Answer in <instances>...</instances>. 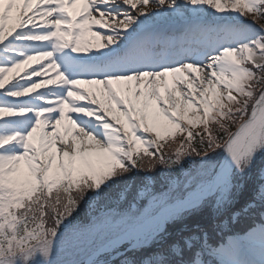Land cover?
<instances>
[{
    "label": "snow or ice",
    "instance_id": "1",
    "mask_svg": "<svg viewBox=\"0 0 264 264\" xmlns=\"http://www.w3.org/2000/svg\"><path fill=\"white\" fill-rule=\"evenodd\" d=\"M262 20L0 0V264H264Z\"/></svg>",
    "mask_w": 264,
    "mask_h": 264
},
{
    "label": "rangeland",
    "instance_id": "2",
    "mask_svg": "<svg viewBox=\"0 0 264 264\" xmlns=\"http://www.w3.org/2000/svg\"><path fill=\"white\" fill-rule=\"evenodd\" d=\"M32 67H37V68H38V65L36 66V64L33 63V64H32ZM30 70H31V69H29V71H30ZM23 72H24L23 70H20V74H21V75L23 74ZM49 75L54 77L55 73L50 72ZM33 79H38V78L33 77ZM49 87H53V85H49ZM82 87H83V88H86V89H94V88H95V86L87 85V84L83 85ZM85 103H86V101H85ZM236 127H238V125H237ZM177 144H178V143H176V142H169V144L167 145V148L169 149L170 146H174V145L177 146ZM165 147H166V146H165ZM163 151H167V150H165V148H164Z\"/></svg>",
    "mask_w": 264,
    "mask_h": 264
},
{
    "label": "bare ground",
    "instance_id": "3",
    "mask_svg": "<svg viewBox=\"0 0 264 264\" xmlns=\"http://www.w3.org/2000/svg\"><path fill=\"white\" fill-rule=\"evenodd\" d=\"M36 66H37V64H36ZM29 69H30V68L21 69V70L24 71L22 75L26 74V71H29ZM42 90H43V89H40V90H38V91H42Z\"/></svg>",
    "mask_w": 264,
    "mask_h": 264
},
{
    "label": "trees",
    "instance_id": "4",
    "mask_svg": "<svg viewBox=\"0 0 264 264\" xmlns=\"http://www.w3.org/2000/svg\"><path fill=\"white\" fill-rule=\"evenodd\" d=\"M176 146L174 145V146H170L169 147V149H167V151H165V152H169V151H171L172 149H174Z\"/></svg>",
    "mask_w": 264,
    "mask_h": 264
}]
</instances>
